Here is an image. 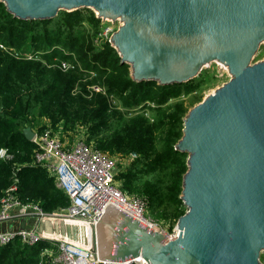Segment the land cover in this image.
I'll return each mask as SVG.
<instances>
[{
	"label": "water",
	"instance_id": "water-1",
	"mask_svg": "<svg viewBox=\"0 0 264 264\" xmlns=\"http://www.w3.org/2000/svg\"><path fill=\"white\" fill-rule=\"evenodd\" d=\"M0 3L24 21L89 9L102 22L119 23L109 42L137 83L182 85L212 65L230 76L183 119L175 149L188 157L180 196L187 210L177 237L110 205L92 226L94 258L103 264H264V59L256 60L264 46V0ZM24 135L32 141L35 133L26 128Z\"/></svg>",
	"mask_w": 264,
	"mask_h": 264
},
{
	"label": "trees",
	"instance_id": "trees-1",
	"mask_svg": "<svg viewBox=\"0 0 264 264\" xmlns=\"http://www.w3.org/2000/svg\"><path fill=\"white\" fill-rule=\"evenodd\" d=\"M101 24L89 9L60 12L51 20H19L0 3L1 42L18 51L34 50L28 59L0 47V150L12 156L0 158V200L18 179L14 196L22 204H36L45 213L67 208L69 198L55 178L33 164L35 145L24 130L50 129L63 139L64 132L84 127L87 146L112 157L136 154L127 170L117 166L116 186L127 196L145 199L151 213L172 208L168 217L178 223L187 210L180 196L188 157L175 149L183 136L185 104L196 103L215 76L204 70L182 85L137 83L110 40L102 37ZM52 29L57 34L50 37ZM157 135L166 144L163 153L157 150ZM161 216L154 217L161 221ZM51 246L52 241L30 246L16 239L0 245V264L51 263L54 258L42 257ZM53 249L58 256L59 248Z\"/></svg>",
	"mask_w": 264,
	"mask_h": 264
},
{
	"label": "built area",
	"instance_id": "built-area-1",
	"mask_svg": "<svg viewBox=\"0 0 264 264\" xmlns=\"http://www.w3.org/2000/svg\"><path fill=\"white\" fill-rule=\"evenodd\" d=\"M34 133L31 141L35 145L33 164L47 169L55 178L57 187L68 196L70 205L54 212V216L50 217L36 204H22L14 196L18 183V179H15V183L0 200V245L10 244L16 239H21L30 246L41 241H53L55 237L51 231L49 235L42 232V227L52 220L64 224L66 228L75 225L79 228H84L85 225L95 227L110 205L146 226L160 230V225L146 216L148 202L135 195L127 196L116 186L117 164L107 153L87 146L82 141L69 144L50 129ZM0 158L11 160L12 156L6 149H1ZM16 221L21 222L18 230L13 228L11 231H2V226L14 225ZM177 235L178 230L174 235L168 234L170 238ZM56 239L61 242V238L56 236ZM67 246L71 247L67 242L62 243V255L73 264H103L89 253L90 248H83L85 255H82L80 249H65ZM53 263L65 264L58 258Z\"/></svg>",
	"mask_w": 264,
	"mask_h": 264
},
{
	"label": "rangeland",
	"instance_id": "rangeland-1",
	"mask_svg": "<svg viewBox=\"0 0 264 264\" xmlns=\"http://www.w3.org/2000/svg\"><path fill=\"white\" fill-rule=\"evenodd\" d=\"M101 23H102L101 25H102V28H103L102 37L104 38V40H106V39L110 40L112 35L119 28L120 24L119 23H116V24L105 23V22H102V21H101ZM56 34H57V29H52L50 31V33H49V36L50 37L51 36H56ZM1 41L2 40H0V47H2V49L4 51L9 52L10 54H14L17 57L25 56L28 59L34 57V50H32V49L31 50H27V51L25 49L18 51L14 47H7V45L3 44ZM56 47H57V45H56ZM56 47H54L52 50H55ZM69 54H70L69 51H67L65 53V55H67V56ZM262 59H264V46H262V48L260 50V53H259L258 57L256 58V60H262ZM63 63H66V62H63ZM68 64H72V63L68 62ZM45 65H47V64H45ZM64 65H63V67H64ZM47 67L52 68L51 65H48ZM68 68H69V66H67V69ZM63 70H66V69H63ZM207 70L209 71L210 74L214 75L215 78L207 82L205 88H203V91L199 94V98L197 99L196 103H191V102L187 101V103L185 104L187 113L194 106H196L198 103H200L206 96L212 94L217 88L221 87L223 84L228 82L229 79H230L229 74L224 69H222V68H220V67H218L216 65H212ZM94 89H95L96 92L101 91V89H98V90H96V88H94ZM198 100L199 101L201 100V101L199 102ZM110 102L111 103H113V102L115 103L116 100L110 99ZM43 125H44V121L40 120V126H43ZM164 133H167V130H165ZM62 136H63V139L66 140L69 144H73L75 142L79 143L80 141L85 142L86 136H87V131H86V128L81 127V128L76 129L75 131H70V132H67V133L64 132V134ZM157 138L160 139V143L157 146V150L159 152L163 153L164 150H166V144L163 141V138L161 136L157 135ZM110 157H112V156H110ZM135 157H136V155H133V156L132 155H130V156L128 155V156H124V157L123 156H114L112 158L115 160L117 166L119 165V168L121 166L122 169H126L127 170L130 167V165L134 162ZM117 173L118 172H116V175H118ZM27 204H32V203H27ZM159 213H160V216H161V214L163 215V219H161V221H159L157 218L154 217V216H156ZM171 213L173 214V209L172 208H166V206H164L160 210V212H156V213H151L149 211V207H148L146 216L149 217L151 215L154 218L155 222L158 223V225L162 226V227L160 226V230L164 231L166 234L174 235L175 232L177 231V222L176 221L174 222L171 218L169 219L168 216H170ZM45 214L50 215V217L54 216L53 213H45ZM50 217H47V218H50ZM52 225L55 226V227H53ZM81 228H79L77 225L73 226L72 228H66V226L64 224H59V223H57V222H55L53 220L52 221H48V223L42 227V232L46 233L47 235H49L50 231H51V233L55 237V238H53L54 240L52 241V242H54L55 246H51L52 248H50L49 250L45 251L46 253H43L42 257L48 256V257L54 258V259L51 261V263L48 262V261H45L44 264H54L53 261H55V259H57V258L59 260H61L62 262H64L65 264H73V262H70L67 259L66 256L62 255V251H63V248H64V247H62V243H66L64 241H67L68 242L67 244L71 245V247L67 246V247H65V249H72L73 248L72 250H74L75 248L72 245V243L74 244V241H75L76 244L79 243L78 241H79V238H80V235H81L80 234V229ZM60 234L64 237V240L61 239V242L58 239H56V236L60 235ZM53 247H58L59 248L60 254L58 253V256H56V257L54 255V254H56V252L53 249ZM75 250H77V249H75Z\"/></svg>",
	"mask_w": 264,
	"mask_h": 264
},
{
	"label": "bare ground",
	"instance_id": "bare-ground-1",
	"mask_svg": "<svg viewBox=\"0 0 264 264\" xmlns=\"http://www.w3.org/2000/svg\"><path fill=\"white\" fill-rule=\"evenodd\" d=\"M149 228L153 229V230H158L156 229L155 227L153 226H150V225H147ZM83 229V230H82ZM92 231V226L91 225H85L84 228H81L80 230V238H79V243L76 244L75 241H74V244L72 243V245L74 247L77 248V250L79 251V249L81 250L80 252H82V255H85V252L84 250H82L83 248H86V249H89L90 248V243H91V238H92V235L93 233L91 232ZM158 231H161V230H158ZM58 238H61V239H64V237L60 234V235H57ZM87 239L88 241V244L85 246V242L84 240ZM67 242V241H65ZM68 243V242H67ZM140 262L143 264L144 261L143 260H140Z\"/></svg>",
	"mask_w": 264,
	"mask_h": 264
},
{
	"label": "crops",
	"instance_id": "crops-1",
	"mask_svg": "<svg viewBox=\"0 0 264 264\" xmlns=\"http://www.w3.org/2000/svg\"><path fill=\"white\" fill-rule=\"evenodd\" d=\"M16 223H17V225H16ZM13 224H14V225L9 224L8 227H6L5 225L2 226V231H3V232H4V231H11L12 228L15 229L16 226H20V225H21V222L16 221V222H14Z\"/></svg>",
	"mask_w": 264,
	"mask_h": 264
}]
</instances>
